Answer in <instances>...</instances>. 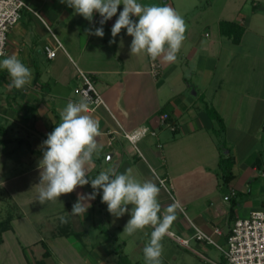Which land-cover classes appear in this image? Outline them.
Listing matches in <instances>:
<instances>
[{
  "label": "crops",
  "instance_id": "crops-1",
  "mask_svg": "<svg viewBox=\"0 0 264 264\" xmlns=\"http://www.w3.org/2000/svg\"><path fill=\"white\" fill-rule=\"evenodd\" d=\"M25 1L32 11H21L8 33L5 55H16L32 70L31 84L9 89V74L0 69V127L8 139L0 143V222H8L0 264H147L143 249L152 228L122 234L130 215H110L102 190L81 216L70 213L78 194L93 191L90 184L57 203L37 201L42 142L60 123L67 103L80 100L75 94L79 71L105 104L88 113L103 133L89 179L113 168L156 183L162 211L172 197L184 209L185 215L177 210L169 229L173 232L180 222L184 238H191L190 220L206 233L220 228L223 236L217 241L222 243L236 219L264 206V0H138L170 6L187 24L177 62L157 60L156 76L148 56L130 55L132 37L126 29L109 43L122 5L99 38L86 32L100 26L98 13L90 24L59 0ZM222 23L241 31L239 42L233 32H223ZM46 46L55 50L52 59ZM163 114L168 118L161 123ZM145 128L154 135L133 143L124 137ZM221 154L233 160L226 188L218 168ZM159 179L170 189L163 191ZM231 198L238 200L232 217ZM185 249L210 264L222 263L221 256L206 258L200 252L203 243L194 239ZM176 250L171 257L181 260Z\"/></svg>",
  "mask_w": 264,
  "mask_h": 264
},
{
  "label": "clouds",
  "instance_id": "clouds-1",
  "mask_svg": "<svg viewBox=\"0 0 264 264\" xmlns=\"http://www.w3.org/2000/svg\"><path fill=\"white\" fill-rule=\"evenodd\" d=\"M74 13L82 16L90 24L94 14L101 17L100 26L86 30L88 35L104 36V24L117 16L111 28L112 40L122 29L132 37L130 55H146L152 61L176 63L178 54L186 40L187 24L172 7L145 5L138 0H59ZM133 17L136 19L134 20ZM0 69H5L10 77L9 89L22 90L31 84L32 70L16 55H5L0 51ZM90 98L85 95L78 102L69 101L60 111V123L47 134L42 142V159L38 161L39 184L37 201L57 203L59 197L73 193L78 187L91 185L90 194H78L72 206L71 215H85L91 208L90 201L102 190L101 202L115 218L130 215L122 234L134 236L138 231L152 228L150 241L143 254L147 264H162V241L176 219L179 204L174 202L161 209L158 197L160 187L151 180H137L131 170L118 173L113 168L101 171L89 179V171L94 164V156H99L102 145L98 138L103 135L99 121L88 115ZM145 133L147 129L143 130ZM128 206H131L129 209ZM62 222L64 218H61Z\"/></svg>",
  "mask_w": 264,
  "mask_h": 264
},
{
  "label": "built area",
  "instance_id": "built-area-1",
  "mask_svg": "<svg viewBox=\"0 0 264 264\" xmlns=\"http://www.w3.org/2000/svg\"><path fill=\"white\" fill-rule=\"evenodd\" d=\"M23 9L32 11L25 0H0V51L5 54L8 33L19 21ZM58 45L60 46L59 42ZM44 51L49 59H52L55 55V50L50 47L46 46ZM159 71V63L151 60L152 74L156 76ZM78 76L81 83L75 89V94L80 99L84 98L85 95L90 98L91 110L89 113L94 112L99 106H105L91 79L81 71L78 72ZM167 118V114L161 115V123H164ZM143 130L131 134L125 133L124 137L133 143L136 139L149 133L148 130L146 133ZM149 134L154 135V132ZM165 183V179H159L161 187L167 190ZM172 201L178 203L174 197H172ZM178 210L185 215L184 209L180 205ZM188 227L192 231L191 238L180 237L171 231H168L166 235L184 248H188L190 239L214 246L221 252V264H264V206L252 211L246 218L236 219L228 234L225 235L222 244L217 241V238L223 236L220 228L215 227L212 233H206L190 220H188Z\"/></svg>",
  "mask_w": 264,
  "mask_h": 264
},
{
  "label": "rangeland",
  "instance_id": "rangeland-1",
  "mask_svg": "<svg viewBox=\"0 0 264 264\" xmlns=\"http://www.w3.org/2000/svg\"><path fill=\"white\" fill-rule=\"evenodd\" d=\"M0 121H1V118H0ZM9 148L10 147L5 146L4 149H9ZM23 149H25L24 146H23ZM165 186L167 189H170L169 184L167 182L165 183ZM162 190L165 191V188L162 187ZM3 206H4V204L0 203V209ZM180 216H181V214H180ZM177 225H178V227H176L175 229L173 228L172 230L176 235L183 237L184 234L180 233L181 232L180 230H183L184 227L180 222H177ZM162 242L164 244L163 254H162V264H210L205 259H202L200 256H197L196 254L191 253L189 250L183 248L177 242L170 239L169 237L165 236ZM203 245H204V250H200V252L205 254L206 258H210L212 260L220 258L221 252L218 249H216L212 245H205L204 243H203ZM195 247H196L195 242L191 241L190 242V248H195ZM176 248H177V250H176ZM175 250L177 251V255L182 256L183 259L181 258V260H174L171 257V254ZM117 251H118V253L120 252L119 249ZM170 252H172V253H170ZM221 259H222V256H221Z\"/></svg>",
  "mask_w": 264,
  "mask_h": 264
},
{
  "label": "trees",
  "instance_id": "trees-1",
  "mask_svg": "<svg viewBox=\"0 0 264 264\" xmlns=\"http://www.w3.org/2000/svg\"><path fill=\"white\" fill-rule=\"evenodd\" d=\"M221 29L223 30V32L226 31L227 29L229 33L233 32L234 33L233 41L235 43L239 42L240 37H241V31L240 30L238 31L237 27H235L233 24L222 23ZM234 29H237V30L235 31ZM211 114H213V116L218 120V122L222 124L220 118L215 114V112L212 111ZM2 132H4V129L0 127V143H5L8 141V139L2 138L3 136ZM232 165H233V160L231 157L225 156L223 154L220 155L219 160H218V168L220 170L222 186L225 188L228 187V184L233 178ZM237 203H238V200H236V198L230 199V216L231 217L233 215V209L237 205ZM7 229H8V222L7 221L0 222V245L3 242L2 233Z\"/></svg>",
  "mask_w": 264,
  "mask_h": 264
}]
</instances>
